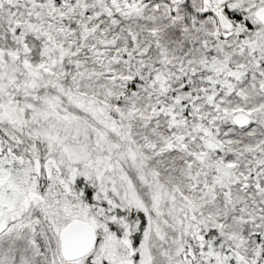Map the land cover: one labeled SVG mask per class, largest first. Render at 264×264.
I'll return each instance as SVG.
<instances>
[{"label": "snow or ice", "instance_id": "obj_1", "mask_svg": "<svg viewBox=\"0 0 264 264\" xmlns=\"http://www.w3.org/2000/svg\"><path fill=\"white\" fill-rule=\"evenodd\" d=\"M0 264H264V0H0Z\"/></svg>", "mask_w": 264, "mask_h": 264}]
</instances>
